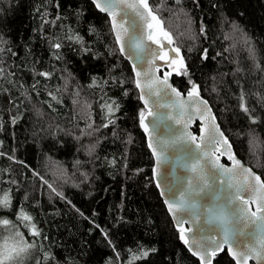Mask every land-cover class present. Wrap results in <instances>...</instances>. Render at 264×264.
<instances>
[{
	"label": "trees",
	"instance_id": "trees-1",
	"mask_svg": "<svg viewBox=\"0 0 264 264\" xmlns=\"http://www.w3.org/2000/svg\"><path fill=\"white\" fill-rule=\"evenodd\" d=\"M149 3L187 66L173 84L199 86L235 154L264 181V0ZM0 48V195H11L0 218L37 244L25 264H129L142 250L134 264H199L155 185L145 108L109 17L90 0H0ZM106 102L119 105L107 128ZM20 209L40 237L17 221ZM213 264L234 261L225 250Z\"/></svg>",
	"mask_w": 264,
	"mask_h": 264
},
{
	"label": "snow or ice",
	"instance_id": "snow-or-ice-1",
	"mask_svg": "<svg viewBox=\"0 0 264 264\" xmlns=\"http://www.w3.org/2000/svg\"><path fill=\"white\" fill-rule=\"evenodd\" d=\"M180 2L181 0H175L177 4ZM93 3L101 12L111 17L110 23L115 32L119 51L133 62L134 83L140 92L139 99L145 106V109L139 112L138 118L140 126L149 133L148 146L155 157L153 171L156 186L160 187L162 183L160 170L165 166L171 165L173 172L179 169L188 173L187 176L176 175V190L169 189L171 195L165 200L169 212L176 218L181 241L188 246L193 256L199 258V264H213L214 258L225 249L234 264H248L249 260L264 264V181L251 168L236 159L228 138L215 123V116L211 112L208 101L200 96L198 85H192L185 99V94L169 82L172 71H164L162 75H156L164 67L173 69L177 75H188L187 66L184 64L183 56L180 55V47L175 44L171 33L164 28V21L159 15L160 6L154 8L149 0H93ZM233 27L236 26L233 25ZM200 32L202 35L205 34L203 24L200 26ZM66 38L82 43L79 36ZM52 47L59 49L61 44L56 42ZM3 51L4 49L0 48V53ZM249 51L252 50L249 49ZM202 58H208L207 49H204ZM157 61L163 63H157ZM178 63L181 67L174 68L173 66ZM144 65H148L147 69ZM138 67L140 71H136ZM3 71V68H0V73ZM39 75L49 78L51 74L42 72ZM189 83H192L191 80ZM49 95L52 94L49 93ZM53 99L57 98L53 96ZM102 108L105 110L107 120V123L102 126L107 128L109 124L115 123L111 117L119 110V105L115 102H106ZM193 108L199 110L198 115L201 119L207 117L208 120L207 129L201 126L200 137L187 131L188 124L194 115L191 111ZM161 109L168 111L161 112ZM242 110L249 113L246 105H242ZM186 115L187 121L184 119ZM251 119L252 123H256L255 117ZM176 124L182 125V128L170 137L157 138L156 146L153 145V134L157 133L161 126L170 128ZM89 127L91 128V124ZM206 130L207 137L203 135ZM253 144L255 146V138H253ZM173 150L183 155L173 159L170 157ZM221 156H226L234 167H226L219 163ZM238 176L243 179L238 180ZM214 182L228 189L224 197L226 203H220L215 208L206 207L201 212L199 198L212 191ZM44 183L48 182L44 181ZM48 187L51 188V185ZM52 191L56 190L53 188ZM57 195L63 198L62 193ZM214 199L219 201L221 197L216 195ZM4 208H11L10 190L0 195V209ZM185 213L191 216L193 224L217 225L220 238H216L215 232L200 236L199 229L189 238L185 235L189 229L183 227V224L187 222L184 218ZM17 221L29 229L32 237L41 236V231L32 222V217L23 212V209H20ZM97 227L99 228V225ZM249 228L255 229V243L250 247H242L235 238L236 232L239 230L240 234L244 235ZM103 234L107 236L106 232ZM36 248L37 244L34 241L30 242L24 233L19 231L16 222L0 218V264H25L31 256V250ZM147 255L146 250L133 254L129 264H134L136 259H142ZM117 257H119L118 253Z\"/></svg>",
	"mask_w": 264,
	"mask_h": 264
},
{
	"label": "water",
	"instance_id": "water-1",
	"mask_svg": "<svg viewBox=\"0 0 264 264\" xmlns=\"http://www.w3.org/2000/svg\"><path fill=\"white\" fill-rule=\"evenodd\" d=\"M90 1L93 3V0H90ZM93 4H94V3H93ZM94 5H95V4H94ZM97 9H98V8H97ZM98 10H99V9H98ZM99 11H100V10H99ZM100 12H101V11H100ZM101 13L107 15V16L109 17V20H111V17H110L107 13H105V12H101ZM117 19H119V18H117ZM111 27H112V26H111ZM112 31H113V35H114V37H115V39H116L115 32H114L113 28H112ZM116 43H117V41H116ZM117 46H118V48H119L118 43H117ZM153 47H156V46L153 45ZM120 53H121V52H120ZM121 55H122V56H123V57H124L129 63H130V65H131V67H132V63H133V62H132L131 60H129V59L126 57L125 54H122V53H121ZM180 55H181V53H180ZM181 56H182V55H181ZM157 63H163V62H161V61H157ZM178 65H179V63H178L177 65H174L173 67L177 69ZM147 67H148V65H144V68H145V69H147ZM132 70H133V68H132ZM140 70H141L140 67H138V68L136 69V71H140ZM161 71H163V72H164V71H172V73L174 72L173 69H169V68H167V67L162 68ZM133 74H134V79H135V73H134V70H133ZM156 75L159 76V75H162V73L158 72V73H156ZM169 82L172 84L173 87L177 88V87L173 84L172 76L170 77ZM177 89H178V88H177ZM137 90H138V89H137ZM178 90H179V89H178ZM179 91H180V90H179ZM138 92H139V90H138ZM180 92H181V93H184V92H182V91H180ZM184 94H185V97H184V98L186 99V98H187V96H186L187 93H184ZM139 96H140V92H139ZM200 96H201L203 99H205L201 94H200ZM145 98H148V97H145ZM205 100H207V99H205ZM140 101H141V103L143 104V101H142V100H140ZM207 101H208V100H207ZM208 105H209L210 108H211V112H212V114L215 116V123L219 125L220 131L223 132V130L221 129L220 124H219V122H218V120H217L216 114H215V112H214V110H213L211 104L209 103V101H208ZM143 106H144V104H143ZM144 108H145V106H144ZM160 111H161V112H166V111H168V110H166V109H161ZM191 111H192V113H194V115L192 116V119H191V121H190L189 124H188L187 131L190 132L191 134L195 135L196 137H200V136L202 135L201 131H199V133H195V132L193 131V128H194V126H195L196 124H199V130L201 129V126H202V125L205 126V128L207 129V127H208V120H207V117L201 119L200 116L198 115V111H199V110L196 109V108L191 109ZM184 119L187 121V120H188V116L186 115V116L184 117ZM168 123L171 124V122H168ZM150 128H151V125H150ZM181 128H182V125H179V124L172 125L170 128H169V127L161 126V127L159 128L158 132L155 133V134H153V145L156 146V140H157V138H160V137H162V138L170 137V136L174 135V134L177 132V130H179V129H181ZM141 129H142V131H143V133H144V135H145L146 143H147V146H148V136H149V133H146L142 127H141ZM223 133H224V132H223ZM203 135H204L205 137H207V135H208L207 130L203 133ZM224 135H225V134H224ZM225 136H226V135H225ZM228 141H229V140H228ZM229 143H230V141H229ZM230 144H231V143H230ZM231 145H232V144H231ZM148 148H149V146H148ZM149 150H150V152H151V154H152V156H153L152 149L149 148ZM232 153L235 154L233 146H232ZM218 154H219V153H217V155H218ZM181 155H183V154H182V153H177V152H175V150H173V151L170 153V157L173 158V159H174L175 157H177V156H181ZM235 157H236V159H239V160H240V161H241L246 167L251 168L250 166H248L247 164H245V163H244V162H243V161H242V160H241L236 154H235ZM153 159H154V164H153V167H152V174H153V179H154V182H155V185H156V177L154 176V171H153V169H154V167H155V157H154V156H153ZM223 159H226V160L228 161V163H225V162L223 161ZM219 163L224 164L226 167H234V165L232 164V162L229 161V160L227 159L226 156H221V157H220V160H219ZM251 169H252V171H253L254 173H256V172L253 170V168H251ZM160 171L162 172V176L160 177V179L162 180V183H161L160 187H157V186H156V187H157V190L159 191L160 196H161V198H162V200H163V202H164V204H165V200H167V199L169 198V196L171 195V193L169 192V189H172L173 191L176 190V188H175V177H176V175L187 176L188 173H186V172H184V171H182V170H179V169H177L175 172H173V167H172L171 165H169V166H165V167H164L163 169H161ZM256 175H259V174L256 173ZM259 176H260V178H261V175H259ZM237 179H238V180H242L243 177L238 176ZM261 180L263 181L262 178H261ZM162 192H163L164 194H162ZM227 192H228V189H227L225 186L218 185V184H216V183L214 182V186H213L212 191H210V192L204 194L202 197L199 198V200H200V204H201V209H200V211L203 212L204 208H206V207H213V208H215V207H216L218 204H220V203H226L224 197L227 195ZM216 195H219V196L221 197V200H219V201L215 200L214 197H215ZM245 198H247V196H245ZM165 206H166V209H167L169 215L171 216V219H172V221H173V224H174L176 230L179 232V227H178V225H177L176 218H174V216L169 212L168 207H167L166 204H165ZM252 210H253V211L255 210V205H254V204L252 205ZM184 218L186 219L187 222L183 224V227L186 228V229H189V232L185 233V235L189 236V238H191V236H192L193 234H196L197 231H198V229L200 230V231H199V235H200V236H203V235H206V234H210V233L215 232V233H216V238H217V239L220 238V235H219V227H218L217 225H205V224L197 225V224H193V223H192V218H191V216H189L187 213L184 214ZM179 234H180V232H179ZM235 238H236V240H237L238 242H240V244H241L242 247H245V246L250 247V246H252L253 243H255V240H256L255 229H254V228H249V229H247L244 235H241L240 232H239V230H237ZM184 245H185V244H184ZM185 247H186V249L190 252V254L192 255V253H191V251L189 250L188 246L185 245ZM225 250H226V253H228L227 249H225ZM225 250H224V251H225ZM221 253H222V252H221ZM221 253H219V254H221ZM219 254H218V255H219ZM228 255H229V253H228ZM192 256H193V255H192ZM229 256H230V255H229ZM193 257L199 261V258H198V257H196V256H193ZM230 258H231V256H230ZM231 259H232V258H231ZM232 260H233V259H232ZM251 262L257 264V261H255V260H249L248 264H251ZM213 263H214V260H213Z\"/></svg>",
	"mask_w": 264,
	"mask_h": 264
},
{
	"label": "rangeland",
	"instance_id": "rangeland-1",
	"mask_svg": "<svg viewBox=\"0 0 264 264\" xmlns=\"http://www.w3.org/2000/svg\"><path fill=\"white\" fill-rule=\"evenodd\" d=\"M19 228V231H21V232H23L24 233V230L22 229V228H20V227H18ZM24 235H25V233H24ZM26 237V236H25Z\"/></svg>",
	"mask_w": 264,
	"mask_h": 264
}]
</instances>
